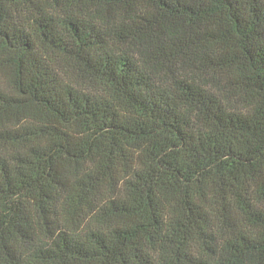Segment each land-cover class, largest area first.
<instances>
[{
    "label": "trees",
    "instance_id": "16d2710c",
    "mask_svg": "<svg viewBox=\"0 0 264 264\" xmlns=\"http://www.w3.org/2000/svg\"><path fill=\"white\" fill-rule=\"evenodd\" d=\"M264 264V0H0V264Z\"/></svg>",
    "mask_w": 264,
    "mask_h": 264
},
{
    "label": "rangeland",
    "instance_id": "374dc122",
    "mask_svg": "<svg viewBox=\"0 0 264 264\" xmlns=\"http://www.w3.org/2000/svg\"><path fill=\"white\" fill-rule=\"evenodd\" d=\"M210 264H262L252 255L240 256L218 240L203 252Z\"/></svg>",
    "mask_w": 264,
    "mask_h": 264
}]
</instances>
